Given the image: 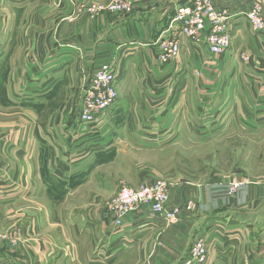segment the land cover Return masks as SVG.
<instances>
[{"label":"crops","instance_id":"obj_1","mask_svg":"<svg viewBox=\"0 0 264 264\" xmlns=\"http://www.w3.org/2000/svg\"><path fill=\"white\" fill-rule=\"evenodd\" d=\"M215 2L231 15V48L217 57L184 37L182 54L162 63L155 41L169 24L163 6L145 17L136 12L130 19L113 14L92 18L59 15L57 0H0V82H5L7 98L50 99L64 79L76 91L65 108L61 105L47 117L40 114L44 106L11 103L23 108L21 118L13 124L0 122V223L7 231L24 228L15 238L16 247L0 241V264H61L63 258L74 262L68 254H76L79 241H72L73 251L68 245L63 250L61 240L41 232L38 210L45 177L55 183L75 181L102 151L120 142L122 135L116 132L163 131V142L170 145L181 139V132L208 125L242 126L234 120L216 122L229 114L227 105L242 119L256 109L258 129L264 127V44L245 15L251 0ZM60 9L68 10L65 5ZM247 55L249 60H244ZM107 61L121 69L118 99L102 123L85 131L80 123L82 101L80 108L76 101L96 68ZM229 84L241 86L229 90ZM174 177L168 204L181 213L172 224L151 217L149 207L141 206L125 217V227L118 232L105 203L110 195L94 193L82 206L80 219L71 220L81 241L89 245L83 249L82 263L183 264L193 240L207 236L209 264H264V181L245 174L227 180L194 174L192 182ZM236 179L244 184L230 196L227 184ZM27 198L32 203H25ZM18 208L21 211L11 216V209Z\"/></svg>","mask_w":264,"mask_h":264},{"label":"rangeland","instance_id":"obj_2","mask_svg":"<svg viewBox=\"0 0 264 264\" xmlns=\"http://www.w3.org/2000/svg\"><path fill=\"white\" fill-rule=\"evenodd\" d=\"M85 1L57 0V4L54 7H57L59 15L63 13L67 17H69V14H88L85 9ZM87 1H98L106 4L111 0ZM185 1L147 0L140 3L132 12L124 14L127 19L132 18L136 12L139 16L143 15L145 17L152 12H161L158 7L163 6L164 10L162 11L168 12L170 23L174 17V9H171L169 4ZM64 5L68 8L66 12L60 9ZM73 8L74 10L72 11ZM143 12H147L148 14ZM102 14L113 13L106 11L102 12ZM155 17L157 18V16ZM251 72L253 71L251 70ZM90 80L89 82L87 81L85 91L90 88ZM232 85V90H239L241 86V84H229L226 88L231 90ZM74 92L76 91H74L69 80L64 79L59 83L58 90L55 92L56 94L50 99L35 96L32 98V101L27 102L22 97L12 102L7 98L5 82L1 81L0 122L13 124L21 118L23 108H18L16 104L12 106L11 103H23L22 107L31 104L44 106L40 114L43 117H47L51 111L60 108L61 105H64L63 107L65 108L69 103L70 96ZM81 97L82 99L78 97L76 101L77 108H80L84 92L81 94ZM232 106L227 105L225 113L229 114L222 115L216 122L221 120L223 123H228L234 120L233 122L237 124L241 123V125L243 124L242 126L215 129L213 125H208L205 129L181 132V139L170 145L163 142V134L167 132L138 131L125 133L118 131L116 132L118 133L117 135H122L120 142L102 151L99 160L94 162L86 173L84 172L79 175L75 181L70 183H55L56 181L50 177H45V191L42 195L41 209L38 210L40 215H42L41 232L61 240L63 250L68 245L70 247L69 251H73L72 241H79L76 243V254H73V252H71L72 255L68 254L69 258L74 259V262L68 261L69 263H67L63 258L61 264H83L82 252L83 249H89V245L85 241H81V237L75 231L71 220L77 222V219H80L82 206L97 191L110 195V198L106 199L105 202L108 207L116 197L119 186L122 183H127L133 188H137L142 183H152L162 179L166 180L170 185L172 176H175L174 178L185 177L192 182L194 174L208 179H210V176H220L225 180L228 177L245 174L253 181H264V127L258 129V118L255 114L256 109H250V115L244 117L243 119L245 120H243L242 117H238L239 115L235 116L234 111L231 114ZM208 116L206 115V117ZM202 117L205 118V116ZM201 121L203 120L201 119ZM116 125H118V122H116ZM174 133L176 132H170L169 136ZM79 186L80 188L76 189ZM73 189L78 191L70 195L69 193ZM30 202L28 198L25 201V203ZM30 208L33 209L32 207ZM15 211L21 210L19 208L17 210L11 209V216H16ZM33 213V211H30L31 215ZM1 215L2 212L0 211V218ZM64 221L68 222L63 223ZM0 228L6 234V238L3 240L8 241L9 246L16 247L18 244L15 243V238L23 234L24 228L19 230V226H15L7 231V228H4L1 223ZM65 236L68 237L69 241H65Z\"/></svg>","mask_w":264,"mask_h":264},{"label":"built area","instance_id":"obj_3","mask_svg":"<svg viewBox=\"0 0 264 264\" xmlns=\"http://www.w3.org/2000/svg\"><path fill=\"white\" fill-rule=\"evenodd\" d=\"M146 0H111L109 3L85 1V9L90 17L96 18L102 12L113 15H125L132 12L140 3ZM246 18L251 29L260 36L264 44V0H251V6L246 11ZM228 9L217 7L215 0H189L175 4L174 17L155 44L159 50V60L168 63L182 54V38L186 37L195 46L206 48L214 56H223L232 46L235 29L230 22ZM264 71V48L261 52ZM249 60V56H243ZM120 67L112 61L101 63L91 77L90 88L85 91L80 123L85 131L95 124H100L118 99L117 81ZM244 184L241 180H232L227 184L230 196ZM169 183L157 180L152 183H142L133 188L127 183L119 186L114 200L108 205L109 212L114 216L117 231L125 227V217L138 210L141 206L150 209L153 218L160 219L166 224L175 223L181 213L180 208H171L168 204ZM193 202L187 204V209H193ZM6 238L5 231L0 228V241ZM207 236H197L189 249L183 264H209L210 242Z\"/></svg>","mask_w":264,"mask_h":264},{"label":"water","instance_id":"obj_4","mask_svg":"<svg viewBox=\"0 0 264 264\" xmlns=\"http://www.w3.org/2000/svg\"><path fill=\"white\" fill-rule=\"evenodd\" d=\"M169 7H170L171 9H174V8H175V4H174V3H170V4H169Z\"/></svg>","mask_w":264,"mask_h":264}]
</instances>
